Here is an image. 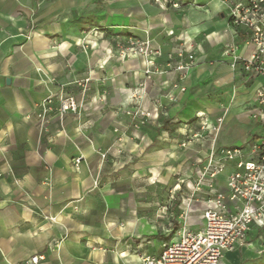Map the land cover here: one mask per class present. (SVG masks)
<instances>
[{
	"label": "crops",
	"instance_id": "obj_1",
	"mask_svg": "<svg viewBox=\"0 0 264 264\" xmlns=\"http://www.w3.org/2000/svg\"><path fill=\"white\" fill-rule=\"evenodd\" d=\"M178 1L175 7L155 0H0V264H21L33 254H44L42 264H143V255L157 256L178 240L185 222L204 228L206 188L176 222L171 210L158 211L157 199L142 202L117 189L128 167L151 175L163 158L171 162L174 144L162 141L165 150L147 152L143 142L126 137L122 154H100L116 144L122 106L145 75L141 57L122 61L114 49L129 36L160 48L155 60L164 72L154 74L150 88L153 98L160 90L177 93L171 121L200 112L211 123L224 117L218 149L243 141L245 151L262 132L254 118L262 78L233 68L225 53L235 42L241 55L254 49L231 23L240 0ZM183 44L192 45L195 63L180 79L168 64ZM88 77L83 92L79 82ZM61 91L83 108L52 113L43 128L36 104ZM187 167L183 158L181 168ZM228 174L218 176L220 187ZM261 238L264 232L253 226L246 244L226 251L219 264H264Z\"/></svg>",
	"mask_w": 264,
	"mask_h": 264
},
{
	"label": "built area",
	"instance_id": "obj_2",
	"mask_svg": "<svg viewBox=\"0 0 264 264\" xmlns=\"http://www.w3.org/2000/svg\"><path fill=\"white\" fill-rule=\"evenodd\" d=\"M155 1L165 6H179L178 0ZM231 23L243 34V41L254 46L253 51L244 56L238 53L240 44L235 42L225 49V53L232 57L233 68L240 66L244 72L262 78L254 98V118L261 123L263 130L251 140L248 152L241 147H223L211 151L193 191L195 196L206 188L204 228L191 229L185 222L179 239L164 244L157 256L143 255V264H219L226 251L246 244L253 226L264 232V0H241L235 3L231 9ZM118 44L121 56L134 54L147 60L145 73L149 77L155 71L164 72L158 68L155 60L161 54L160 48L154 46L150 39L140 40L129 36L125 43ZM194 63L192 45L183 44L171 55L168 65L183 79ZM84 81L79 84L83 85V92H86L90 77ZM173 86L185 91V87L178 82H174ZM36 106L37 117L43 128L50 121L52 113L64 116L69 111L80 113L83 108L74 95L64 91L58 95L51 93ZM218 119L223 120L221 117ZM122 140L121 135L118 141ZM123 151V146L112 145L100 154L106 159L111 152L119 155ZM81 160L82 157H75L73 163L78 166ZM228 166L232 170L225 186L220 187L218 175L225 172ZM52 247H59V242L53 243ZM44 260V254H33L21 264H42Z\"/></svg>",
	"mask_w": 264,
	"mask_h": 264
},
{
	"label": "rangeland",
	"instance_id": "obj_3",
	"mask_svg": "<svg viewBox=\"0 0 264 264\" xmlns=\"http://www.w3.org/2000/svg\"><path fill=\"white\" fill-rule=\"evenodd\" d=\"M114 49L122 61L138 56L147 62L143 56L139 55L121 56L118 43L115 44ZM146 68L145 63L144 73ZM170 71L174 70L170 69ZM155 73L162 74L163 72L155 71L151 77L145 73L138 85L131 86L129 101L122 106L125 121L114 128L115 133L118 136L122 135L123 140L118 141L119 137H117L115 145L123 146V141L128 137L133 142H143L148 152L150 149L165 150L162 141H168L174 144L172 161L163 158V162L151 172V175L150 173L145 174L144 171L136 172L133 165L128 167L126 174L120 176L119 184L121 185L117 189L124 193L131 192L138 201H148L151 197L157 199L158 211H167V215H170L169 211L171 210L173 216L168 217L176 222V218L184 210L185 204L188 202L187 205H192L193 200L196 199V196H193L196 180L201 177L204 163L207 164L209 154L217 148L218 134L224 126L225 119L221 117L223 120L219 121L217 118L216 122L211 123L205 112V114L197 115L190 120L174 118L171 121L169 118L170 104L176 103L179 98L177 93L171 90H160L159 96L153 98L156 92L151 91L150 81ZM182 127H186L188 130L186 135H183L184 138H182ZM166 138H170V140H166ZM243 143L242 141L235 145L244 147ZM249 150L246 148L245 152ZM206 154L207 157L204 159ZM137 158H140V155H137ZM183 158L188 162L186 169L181 168ZM198 165L199 169H197ZM231 170L232 168L228 166L222 174L227 175ZM146 206L149 208V204L143 205L145 208ZM259 245L258 253L263 254V238L260 239ZM253 258V255H250L245 259L253 260Z\"/></svg>",
	"mask_w": 264,
	"mask_h": 264
},
{
	"label": "bare ground",
	"instance_id": "obj_4",
	"mask_svg": "<svg viewBox=\"0 0 264 264\" xmlns=\"http://www.w3.org/2000/svg\"><path fill=\"white\" fill-rule=\"evenodd\" d=\"M200 114H203L202 112H200Z\"/></svg>",
	"mask_w": 264,
	"mask_h": 264
}]
</instances>
